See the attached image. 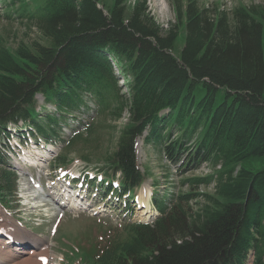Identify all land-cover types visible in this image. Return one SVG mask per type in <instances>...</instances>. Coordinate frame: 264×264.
I'll return each instance as SVG.
<instances>
[{"label": "trees", "instance_id": "trees-1", "mask_svg": "<svg viewBox=\"0 0 264 264\" xmlns=\"http://www.w3.org/2000/svg\"><path fill=\"white\" fill-rule=\"evenodd\" d=\"M0 1L6 19H25L40 34L30 45L0 44L2 206L11 207L17 189L1 152L7 124L22 121L51 142L67 114L102 113L118 123L125 112L99 170L119 181V194H133L145 180L135 146L145 130V143L164 158L184 157L180 173L208 165L207 175L181 182L213 192L180 194L169 207L153 196L160 216L124 221V243L106 238L86 250L74 238L69 251L82 264H264V0L232 9L174 0L167 30L146 0L132 7L128 0ZM37 95L57 117L44 104L37 109ZM67 156L55 166L66 168ZM251 161L263 166L247 168Z\"/></svg>", "mask_w": 264, "mask_h": 264}, {"label": "rangeland", "instance_id": "rangeland-1", "mask_svg": "<svg viewBox=\"0 0 264 264\" xmlns=\"http://www.w3.org/2000/svg\"><path fill=\"white\" fill-rule=\"evenodd\" d=\"M136 1L137 0H128L127 5L132 7ZM107 2L109 3V0H107ZM199 2L201 5L211 8L219 6L224 9H232L239 4L250 5L262 3V0H199ZM145 5L154 17L156 23L164 30L170 28L174 23V0H146ZM2 8L3 5L0 1V44L14 49L19 43L30 45L33 41H40V34L32 24L28 23L25 19H6L2 14ZM177 44L181 46V38L178 39ZM114 69L116 71L117 67L115 66ZM36 102L37 109H39L43 104V98L37 96ZM45 108L47 112L54 111L52 106H46ZM40 113L45 112L40 111ZM73 115H75V113H72L68 120L74 122L76 126L75 133L81 134V137L76 138L71 136L73 132L70 133L69 129L63 127L62 133L65 134L60 133V139H64L66 142L71 140V142L66 144L64 148L48 144L43 145L45 150H37L38 153L45 155L42 159L34 161L36 164L41 165L40 168L29 166V158L35 160V157L38 156L36 152L26 154L25 158L28 157V163L23 164V169L17 167L18 163L21 164L20 160L17 161L18 157L12 159L20 194L11 197L9 202L11 204L10 208L4 209L0 204V232L2 229L4 230V228L8 230L7 232L11 230L4 225L5 220H8L10 223L17 225L20 238L21 236H27L25 240L22 239L20 242L41 241L39 248L31 249V251H26L18 256L13 255L15 256L14 259L17 258L15 262L23 259L26 260L27 256H29L31 252H34L37 253L34 255V258L39 255H49L48 257H51L45 260L44 264H82L81 260L75 257L73 255L74 253L72 254L66 247L69 242L72 243V239L75 238L77 242L82 244L83 248L90 250L96 246L97 241L99 243L107 238L110 244H121L124 243L128 237L127 228L122 226L125 221V219H123V212H125V210H123V205L127 202V198H121L120 201H117V199L109 198L108 196L103 197L100 191L94 189V185L98 184V182H92V185L88 184L89 179H94L95 175L97 176V173H99L105 156L112 151L118 127L121 123L126 121L127 114L124 112L122 119L118 123L105 120L106 117L103 115H91L90 117L92 119L88 121L89 118L86 117L87 114L85 111L76 114V118ZM81 121H86V125L79 128V123ZM66 131L69 132V134L66 133ZM147 132L148 131H145L143 136L137 140L138 167L140 171L145 174L146 178L143 185H141L135 193L134 203L131 204L133 214H131L130 217L136 221L151 222L154 220L155 214H157L152 204L153 196L157 195L162 197L166 195L168 198H172V195L177 194L178 196L188 192L212 193L213 186H187L182 183L186 177L207 175L210 167L206 164H202L194 170L180 173L178 166L179 163L183 162L184 157H181L182 159H178L179 161L176 162H171L164 158L157 152L153 144L145 143L144 137ZM68 136L71 137L69 138ZM65 152H68L67 158H70L71 162L66 167L67 170H58L59 166H55V159ZM40 156L42 157V155ZM245 166L247 168L259 169L263 164L261 162L255 163L251 161L245 163ZM86 173H89L88 179L83 178V175ZM64 176L65 183L62 181ZM75 177H82L87 183L80 192V195L84 200L87 199L82 202L88 210H67L65 208L67 203L66 199L57 202L61 197L66 196V198H69L66 195L68 192H64L62 196H59L58 193L63 187L69 190V187H67L68 181ZM96 181H98V179ZM78 182H80V180L76 181V183ZM56 183L58 189L60 187V189L56 191L57 195L54 194V192L48 196L47 193L49 191L53 192V190H56L53 188V185ZM143 187L144 190L142 192L141 189ZM85 190L87 191L86 193ZM102 197L103 199H101ZM54 201H56V203ZM197 201H199V199ZM82 202L78 200V203L82 204ZM196 202H190L189 204L195 208L198 206ZM93 209L95 211H93ZM142 210L149 216L146 218L137 217L139 213L143 212ZM150 215L152 216L150 217ZM82 237L83 241H81ZM6 240L10 241L11 238L9 237ZM2 241L3 240L0 238V245H2ZM56 242L59 245H57ZM73 249L76 251V246H74ZM82 254L88 256L89 253L84 252ZM39 258L45 259V257L39 256L36 260ZM3 264L9 263L6 262Z\"/></svg>", "mask_w": 264, "mask_h": 264}, {"label": "bare ground", "instance_id": "bare-ground-1", "mask_svg": "<svg viewBox=\"0 0 264 264\" xmlns=\"http://www.w3.org/2000/svg\"><path fill=\"white\" fill-rule=\"evenodd\" d=\"M115 72L117 73V70ZM29 159H30V161H32L31 158H29ZM26 160H28V157H26ZM30 161H28V162H30ZM34 163H35L34 165H36V162H34ZM49 188H51V187H49ZM53 188H56V191L59 190L58 186H57V183L53 185ZM143 190H144V187L141 189V191L143 192ZM59 191H60L58 193L59 196H62L64 192H68L64 188H61ZM52 193H54V192L49 191L47 194H48V196H50ZM54 194L57 195V193H54ZM53 200H55V199H53ZM54 202L56 203V201H54ZM74 204H75V199H73L72 202H71V208L75 207ZM95 210H97V209L95 208ZM147 216H148V214L143 211L142 213L139 214L138 217L139 218H146ZM4 225L6 227H8V229H11L8 232V234L10 235L11 240L10 241L3 240L1 242L3 246L0 245V264L6 263V262H8L9 264H12L17 259V258L14 259L15 256L23 254L26 251H31V249H37L41 245V243H40L41 241L40 242L39 241L20 242L22 239L25 240L27 238V236H25L26 238L23 237V236H21V238H20V236L18 235L19 228L17 227V225H15L13 223H10L8 220H5ZM4 230H5V228H4ZM4 230L2 229L1 232H4ZM4 235H6V234H4ZM37 244H38V246H37ZM35 254H37V253L31 252V254L29 256H27L26 260L25 259L19 260V261L13 263V264H44L45 260H47L48 258H51V257H48L49 255H45V256L39 255L40 257H45V259L44 258L43 259L39 258L40 259V261H39V259L36 260V258L39 257V256L34 258ZM13 255H15V256H13ZM30 257H33V258H30Z\"/></svg>", "mask_w": 264, "mask_h": 264}]
</instances>
